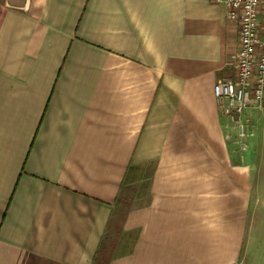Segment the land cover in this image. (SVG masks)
Instances as JSON below:
<instances>
[{
    "label": "crops",
    "instance_id": "obj_1",
    "mask_svg": "<svg viewBox=\"0 0 264 264\" xmlns=\"http://www.w3.org/2000/svg\"><path fill=\"white\" fill-rule=\"evenodd\" d=\"M237 42L212 0H0V264H264Z\"/></svg>",
    "mask_w": 264,
    "mask_h": 264
},
{
    "label": "built area",
    "instance_id": "obj_2",
    "mask_svg": "<svg viewBox=\"0 0 264 264\" xmlns=\"http://www.w3.org/2000/svg\"><path fill=\"white\" fill-rule=\"evenodd\" d=\"M212 1L238 24L232 75L216 80L212 92L241 143L251 134L247 112L264 106V0Z\"/></svg>",
    "mask_w": 264,
    "mask_h": 264
},
{
    "label": "rangeland",
    "instance_id": "obj_3",
    "mask_svg": "<svg viewBox=\"0 0 264 264\" xmlns=\"http://www.w3.org/2000/svg\"><path fill=\"white\" fill-rule=\"evenodd\" d=\"M255 131L257 133L253 139L232 143L231 148L234 158L249 163L254 168L255 188L249 207V224L250 227L257 228L259 238L264 242V113L257 116Z\"/></svg>",
    "mask_w": 264,
    "mask_h": 264
}]
</instances>
